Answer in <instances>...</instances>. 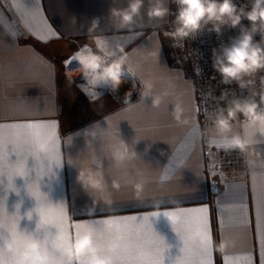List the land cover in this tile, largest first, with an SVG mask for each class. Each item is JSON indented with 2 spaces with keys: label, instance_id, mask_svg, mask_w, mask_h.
<instances>
[{
  "label": "crops",
  "instance_id": "crops-1",
  "mask_svg": "<svg viewBox=\"0 0 264 264\" xmlns=\"http://www.w3.org/2000/svg\"><path fill=\"white\" fill-rule=\"evenodd\" d=\"M170 1L164 0L169 11ZM152 3L144 0L133 23L121 27L111 10L127 8L129 0H0V132L23 139L26 130L12 125L43 123L52 125L55 138L54 150L50 143H38L17 155L9 146L6 162L0 158V258L5 264H17L25 243L18 239L15 252L2 251L6 241L17 239L8 230L7 215L19 217L17 231L39 242L49 264H90V253L69 261L55 247L74 242L85 230L93 233L96 258L116 264L115 254L100 242L108 234L124 240L119 222L131 217L137 225L147 217L150 225V232L128 234L136 246L134 264H264V133L239 120L220 135L213 124L199 121L193 76L169 65L164 34L169 14L150 18ZM52 32L56 35L48 38ZM96 37L105 40L104 52L96 48ZM74 41L113 58L123 48L128 54L123 68L138 97L95 96L93 115L84 112L91 102L72 100L69 82L70 72L80 74V57L63 71L52 55L55 44ZM146 80L153 88L144 96ZM157 96L158 107L153 106ZM177 104L183 109L180 122L173 116ZM236 135L249 141L248 150L243 160L222 169L213 154L238 151L230 146ZM121 143L134 156L117 162L113 153ZM21 162L23 174H18ZM85 169L101 174L103 192L80 181ZM137 183L143 184L139 195ZM41 203L63 209L70 240L59 241L53 225L39 227ZM202 220L210 226V241L202 239ZM78 224L88 227L77 231ZM222 241L228 244L223 252Z\"/></svg>",
  "mask_w": 264,
  "mask_h": 264
},
{
  "label": "clouds",
  "instance_id": "clouds-1",
  "mask_svg": "<svg viewBox=\"0 0 264 264\" xmlns=\"http://www.w3.org/2000/svg\"><path fill=\"white\" fill-rule=\"evenodd\" d=\"M177 5L175 19L173 21L174 31L165 32V36H171L174 40L184 39L199 32L205 26L211 24L213 29L219 33L222 26L237 27L241 25L242 19L250 22V27L241 28V33L233 43L222 49L221 54H214V69L221 75L222 82L225 84L237 82L241 88L246 87L251 77L257 72L264 70V0H253L250 10L244 7H238L234 0H172ZM144 4V0H129V4L125 9L111 10V15L118 18L120 26H126L133 23L134 18L140 14V10ZM169 14V8L165 6L164 0H155L149 7L148 16L150 18H164ZM95 27V22L93 23ZM259 34L261 40L254 41V36ZM96 48L101 52L106 49V42L102 37L94 38ZM121 55L111 61L105 63L104 56L89 53L80 57L81 67L79 72L92 77V82L96 80L111 81L113 89L118 88L121 81L119 72L121 67L128 60V54L120 49ZM112 55V53H107ZM153 88L150 80L144 81V92L142 95L147 96ZM161 103V97L157 96L153 100V106L158 107ZM260 104H264V95H261ZM254 99H234L225 108L220 109L213 121L215 130L220 135H225L232 131L233 121L237 120L238 114L242 115V124L249 128H257L264 133V107H261ZM183 109L177 104L173 113L174 118L180 122ZM186 122V121H185ZM249 141L242 139L239 135L233 136L230 146L238 148L241 152L248 150ZM40 150L44 149V145H38ZM114 156L117 162L130 159L134 153H130L127 146L123 143L114 150ZM80 181L85 187H90L97 191L103 192V178L100 173L90 170H82L79 175ZM114 187L119 184L114 181ZM137 195L143 191V184L135 185ZM173 219V214L169 213ZM111 224L112 221L107 222ZM202 239L207 240L206 237ZM18 239L6 241L4 243L3 252H15L17 250ZM24 248L19 253L18 264H49L47 254H42L40 244L31 237L24 238ZM228 246L227 242H221L218 248L223 252ZM55 247L61 248L69 261L79 259L85 254H92L90 264H109L105 259L96 258V247L94 245L93 233L85 230L77 235L72 243L65 242L63 245L55 244ZM0 264L5 261L0 258Z\"/></svg>",
  "mask_w": 264,
  "mask_h": 264
},
{
  "label": "built area",
  "instance_id": "built-area-1",
  "mask_svg": "<svg viewBox=\"0 0 264 264\" xmlns=\"http://www.w3.org/2000/svg\"><path fill=\"white\" fill-rule=\"evenodd\" d=\"M238 7H244L245 10H250L253 0H234ZM177 11V5L170 1L169 19L165 25V32L174 31L173 21ZM250 22L247 19H242L241 25L237 27L222 26L217 33L211 24L202 28L196 34L184 39H173L171 36H166L165 47L167 50L169 65L171 67L182 68L190 73L195 81L196 97H197V112L199 121L202 124H213L216 114L220 109H225L234 99H254L258 104L261 101V95H264V70H261L251 77H246L250 80L246 87L241 88L235 81L229 84L222 82L221 75L214 69V54L219 55L222 49L229 46L239 37L241 28H249ZM261 36L256 34L254 41L259 42ZM89 53L99 54L91 48L82 50V56ZM105 63H111L115 58L105 55ZM80 75L90 85L108 86L111 81L96 80L92 82L91 76H86L80 73L73 80H77ZM128 74L120 70L119 79H125ZM264 107V104H260ZM243 120L242 115L238 114L237 120ZM244 152L238 151H217L213 154V159L222 169H228L236 165L241 159H244Z\"/></svg>",
  "mask_w": 264,
  "mask_h": 264
},
{
  "label": "snow or ice",
  "instance_id": "snow-or-ice-1",
  "mask_svg": "<svg viewBox=\"0 0 264 264\" xmlns=\"http://www.w3.org/2000/svg\"><path fill=\"white\" fill-rule=\"evenodd\" d=\"M20 14L23 15V13ZM55 35V32H52L51 36L48 38H52ZM39 38L46 39L44 37ZM12 127L25 129L26 132L23 139H19L13 136H5L2 132H0V158H2L3 162H6L7 160V156L9 154V146H11V152L16 153L17 155L31 150L38 143H50L52 146V150H54L55 138L51 133L52 125H46L43 123H26L15 124L12 125ZM15 171L18 174H23L22 162L16 166ZM33 194L37 196L38 200H42L38 193L34 192ZM0 211H2V209H0ZM36 211L41 216L39 227H44L45 225H53L57 229V238L59 241L70 240V230L68 227H66L67 217L65 216L62 208H52L41 203L37 207ZM198 211L200 213H203L206 210L200 209ZM7 217L11 221V226L8 230L11 232L12 236L17 239L24 240L25 236L17 231L19 217L17 215L11 217L7 215ZM136 219V217H131L119 222L121 225L120 230L125 233L124 240L117 241L113 235L108 234L105 239L100 242L103 250L110 251L115 254L116 264H134L131 254L136 246H133L128 241V234L133 231H136L138 233L145 229L150 232V225L148 224L147 217H144L142 223H140L139 225L135 223ZM202 223L205 225L204 236L210 241L212 237L210 226L207 225L206 221L202 220ZM133 225H135V228H133ZM74 227L77 229V231H80L86 229L88 226L78 224ZM209 248L210 244L204 246L205 253L208 252ZM206 264H213V262L207 261ZM225 264H227V262H225Z\"/></svg>",
  "mask_w": 264,
  "mask_h": 264
},
{
  "label": "rangeland",
  "instance_id": "rangeland-1",
  "mask_svg": "<svg viewBox=\"0 0 264 264\" xmlns=\"http://www.w3.org/2000/svg\"><path fill=\"white\" fill-rule=\"evenodd\" d=\"M67 49H69L67 51ZM88 49L87 46L84 45V42L79 41V42H68L64 44H55V46L52 49V55L55 57V60L59 62L61 65L63 71H65L68 66L72 62H75L76 58H79L82 56L81 52L82 50ZM122 70L125 72V74H128L127 71L121 67ZM62 72V71H61ZM64 74V72H62ZM70 78L71 80L69 81L71 86H74L72 89H70L71 95L74 96L72 100H82L85 102H91V105H89V109H84V112H89L88 115H93V101L95 96L99 97L97 99H100V96H105L107 99H113V100H124V99H133L137 98L139 95L138 89H132L130 90L131 85L129 84V78L128 74L126 76V82L122 79H120L121 83L118 88L113 89L112 87V82H109L108 86H102V85H94V86H89L90 84L85 81L82 78V75H80L77 80H73L75 78V74L73 72H70ZM128 80V81H127ZM89 86V87H88ZM78 87H86L87 90H89V93H83L80 88ZM125 87V89H124ZM134 87V86H132ZM125 91L122 93H119L120 91ZM130 90V91H129ZM123 93L126 94V97L123 96Z\"/></svg>",
  "mask_w": 264,
  "mask_h": 264
},
{
  "label": "bare ground",
  "instance_id": "bare-ground-1",
  "mask_svg": "<svg viewBox=\"0 0 264 264\" xmlns=\"http://www.w3.org/2000/svg\"><path fill=\"white\" fill-rule=\"evenodd\" d=\"M127 79L129 80V78H127ZM122 80L126 81V78H125V79H122ZM128 80H127V81H128ZM122 92H124V91L122 90V91H120L119 93H122Z\"/></svg>",
  "mask_w": 264,
  "mask_h": 264
},
{
  "label": "water",
  "instance_id": "water-1",
  "mask_svg": "<svg viewBox=\"0 0 264 264\" xmlns=\"http://www.w3.org/2000/svg\"><path fill=\"white\" fill-rule=\"evenodd\" d=\"M5 4H6L7 9L9 10V5H8V3L6 2Z\"/></svg>",
  "mask_w": 264,
  "mask_h": 264
}]
</instances>
